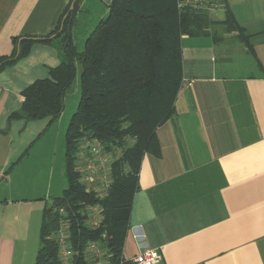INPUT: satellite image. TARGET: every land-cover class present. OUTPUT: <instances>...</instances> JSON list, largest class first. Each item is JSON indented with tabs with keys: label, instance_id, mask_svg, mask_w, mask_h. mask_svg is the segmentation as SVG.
<instances>
[{
	"label": "crops",
	"instance_id": "obj_1",
	"mask_svg": "<svg viewBox=\"0 0 264 264\" xmlns=\"http://www.w3.org/2000/svg\"><path fill=\"white\" fill-rule=\"evenodd\" d=\"M72 1L0 0V60L13 56L18 41L51 40L33 41L24 57L0 70V178L10 168L6 183L47 129L45 120L9 116L19 110L23 90L66 61L53 33ZM217 1L224 17L210 19L222 22L228 12L237 29L226 33L216 25L212 35L181 38V86L173 114L155 130L159 155L146 153L140 162L125 260L147 249L162 264H264V0ZM111 2L80 0L70 29L77 50ZM32 127L40 128L34 140L28 139ZM111 163L106 160L103 172L108 185ZM16 185L21 198L0 203V264H35L48 205L31 183Z\"/></svg>",
	"mask_w": 264,
	"mask_h": 264
},
{
	"label": "trees",
	"instance_id": "obj_2",
	"mask_svg": "<svg viewBox=\"0 0 264 264\" xmlns=\"http://www.w3.org/2000/svg\"><path fill=\"white\" fill-rule=\"evenodd\" d=\"M79 2H74L73 11L67 10L61 30L53 33L63 48L67 42L66 61L50 69L47 79L23 90L19 110L9 116L10 120H45L47 127L52 125L63 112L64 98L79 68V101L64 133L67 187L43 211L35 264H59L57 245L50 236L58 227L56 210L60 207L68 212L75 246L105 234L110 237L113 262H120L141 159L146 153L159 155L155 130L173 114L181 86L182 36L212 35L216 25L226 33L237 29L228 12L224 21L214 22L206 11L179 10L176 0H112L107 16L79 51L70 34ZM33 41L51 42L49 38L18 41L13 56L0 60V70L24 57ZM128 137L134 140L130 147L125 143ZM92 139L103 145L105 153L121 150L111 163L112 182L102 199L86 190L76 169L77 154ZM83 205L102 208L100 229L85 226Z\"/></svg>",
	"mask_w": 264,
	"mask_h": 264
},
{
	"label": "rangeland",
	"instance_id": "obj_3",
	"mask_svg": "<svg viewBox=\"0 0 264 264\" xmlns=\"http://www.w3.org/2000/svg\"><path fill=\"white\" fill-rule=\"evenodd\" d=\"M224 11L221 9L217 12H210L209 15L214 20H221L224 17ZM82 50L81 44L78 48ZM77 75L70 89L67 91L63 103V112L59 119L52 125L47 127L43 131L41 137L29 144L24 155V161L19 167L16 173H12V182L6 183L5 178L10 174V168H8L3 176L0 178V203L11 202L15 203L17 199L21 198V190H17L19 182L31 183L36 187L38 197H42L50 205V202L54 198H60L63 191L67 187V177L65 173L64 162V133L67 125L76 111V107L79 101V86H78V74L79 68L77 67ZM39 126L41 123H35ZM34 128V129H33ZM40 128L32 127L31 131L28 129V139H35ZM33 143V142H32ZM126 146H132L134 140L129 137L125 140ZM83 151V149H82ZM76 156L77 170L81 168V177L85 173V169H82L79 158L82 157V152ZM121 150L115 148L112 153H105V157L108 163L115 161L120 157ZM15 180V181H14ZM86 188L93 190L96 188V180L89 184L83 182ZM97 189V188H96ZM102 192L103 190H99Z\"/></svg>",
	"mask_w": 264,
	"mask_h": 264
},
{
	"label": "built area",
	"instance_id": "obj_4",
	"mask_svg": "<svg viewBox=\"0 0 264 264\" xmlns=\"http://www.w3.org/2000/svg\"><path fill=\"white\" fill-rule=\"evenodd\" d=\"M179 10L216 12L221 9V3L217 0H176ZM84 151V152H83ZM85 173L81 177L82 183L89 184L101 182L100 192L86 188L88 192L96 193L99 199L106 196L109 185L104 182L103 172L106 162L103 145L97 140H87L83 146ZM86 187V186H85ZM60 216L58 227L50 236L57 245V257L59 264H116L113 262V254L108 247L110 237L102 234L97 240H89L82 246H75L71 240V223L68 212L64 207L56 210ZM82 215L85 226L89 230L100 229L103 224V212L99 205H83ZM141 238V236H136ZM129 262L131 264H162L161 255L155 250H142L129 260L121 258L118 264Z\"/></svg>",
	"mask_w": 264,
	"mask_h": 264
},
{
	"label": "water",
	"instance_id": "obj_5",
	"mask_svg": "<svg viewBox=\"0 0 264 264\" xmlns=\"http://www.w3.org/2000/svg\"><path fill=\"white\" fill-rule=\"evenodd\" d=\"M75 1H76V0H73V1L71 2L70 6H69V12L73 11V6H74V2H75ZM66 44H67V42H64V48H65Z\"/></svg>",
	"mask_w": 264,
	"mask_h": 264
}]
</instances>
